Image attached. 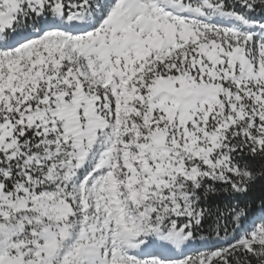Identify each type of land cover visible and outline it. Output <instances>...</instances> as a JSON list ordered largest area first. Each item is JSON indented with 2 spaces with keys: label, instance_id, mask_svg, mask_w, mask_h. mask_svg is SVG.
Returning <instances> with one entry per match:
<instances>
[{
  "label": "snow or ice",
  "instance_id": "snow-or-ice-1",
  "mask_svg": "<svg viewBox=\"0 0 264 264\" xmlns=\"http://www.w3.org/2000/svg\"><path fill=\"white\" fill-rule=\"evenodd\" d=\"M258 184L264 0H0V264H264Z\"/></svg>",
  "mask_w": 264,
  "mask_h": 264
},
{
  "label": "trees",
  "instance_id": "trees-1",
  "mask_svg": "<svg viewBox=\"0 0 264 264\" xmlns=\"http://www.w3.org/2000/svg\"><path fill=\"white\" fill-rule=\"evenodd\" d=\"M261 197H264V186L258 184L253 189V191L248 195L247 202L250 204H252L254 202L257 209H258V205H259V201H260ZM256 214L257 215L259 214L258 210H257Z\"/></svg>",
  "mask_w": 264,
  "mask_h": 264
}]
</instances>
